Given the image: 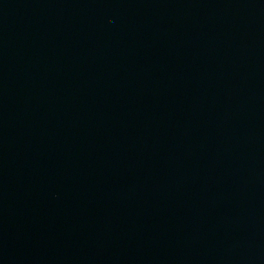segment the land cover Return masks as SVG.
Listing matches in <instances>:
<instances>
[{
	"label": "water",
	"instance_id": "95a60500",
	"mask_svg": "<svg viewBox=\"0 0 264 264\" xmlns=\"http://www.w3.org/2000/svg\"><path fill=\"white\" fill-rule=\"evenodd\" d=\"M0 264H264V0H0Z\"/></svg>",
	"mask_w": 264,
	"mask_h": 264
}]
</instances>
